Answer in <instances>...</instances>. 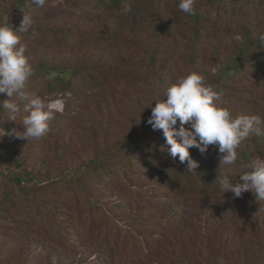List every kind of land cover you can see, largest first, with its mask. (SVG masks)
Wrapping results in <instances>:
<instances>
[{
	"label": "trees",
	"instance_id": "trees-1",
	"mask_svg": "<svg viewBox=\"0 0 264 264\" xmlns=\"http://www.w3.org/2000/svg\"><path fill=\"white\" fill-rule=\"evenodd\" d=\"M57 1L67 5L73 3V0H46L44 6ZM142 2L94 0L85 3L87 10L81 16L86 15L84 20L88 23L97 14H108V30L104 33L88 32V28L81 30L79 25L83 18L78 17L71 26L32 25L28 32H18L17 35L21 37V44L29 49L73 53L114 41L126 22L143 24ZM16 4L10 16L20 24L25 14L35 20L44 8L37 7L32 0H16ZM128 5L132 10L125 13L124 8ZM185 19L191 22L198 37L202 31L199 17L195 13L188 15L180 11L178 22ZM20 24L8 26L16 31ZM261 35H256L252 27H245L242 40L234 48L231 58L215 65L217 72L204 78V84L219 94L216 103L227 108L233 117L259 115L264 119V41L260 39ZM198 52L194 51L192 57L199 58ZM121 82L124 89L133 87L136 82L133 72L123 71L109 59L99 57L96 51H90L79 63L40 61L26 83V91L41 97L66 96L65 110L70 114L77 103ZM158 100L163 98L156 97L141 109L139 125L115 140L96 159L70 175L61 171L58 176H51L46 185L36 189L35 195L39 197L31 203L24 202L36 214V231L30 225L29 215L21 212L23 208L5 197L4 203L9 204L16 216L13 222H18V226L14 225L11 230L18 233L23 229V234H35L51 252H73L85 245L100 260L84 264H141L154 255L174 258V247L182 245V248L185 238L180 233L186 225L184 208L224 201L233 196L221 192L219 180L227 175L234 182L242 183L240 175L251 171L248 165L252 159L264 157V125L260 135L253 132L241 142L237 149L238 159L232 165L220 164V154L213 146H209L204 154L195 148L190 149V154L195 156L192 158L199 164L195 174L188 171L178 157L173 160L169 155L162 130L153 131L147 124L151 106L154 107ZM26 103H21L22 110ZM5 114L8 119L6 111ZM24 114L27 113L18 114L16 121L7 125L6 131H18L16 124L22 123ZM59 123L52 122L50 128L55 130ZM46 134L38 139L25 140L27 149L38 154L51 142V135ZM4 148V144H0V150ZM10 182L21 186L23 179L17 177ZM108 191L116 192L120 201L107 205L105 194ZM241 199L245 211L252 214L254 231L258 230L264 200L256 198L251 191L244 193ZM174 201L184 205L173 206ZM208 235L209 232H203L201 240L192 242L191 247L203 249ZM170 260L172 264L176 261L192 264L193 257L189 255L187 260L180 255V258ZM250 260L249 264H264V238L255 245Z\"/></svg>",
	"mask_w": 264,
	"mask_h": 264
},
{
	"label": "rangeland",
	"instance_id": "rangeland-1",
	"mask_svg": "<svg viewBox=\"0 0 264 264\" xmlns=\"http://www.w3.org/2000/svg\"><path fill=\"white\" fill-rule=\"evenodd\" d=\"M93 1L73 0L69 5L54 2L42 8L32 25L71 26L81 17V30L88 28V32L104 33L108 30V14H97L90 23L84 20L86 15L81 16L87 10L85 3ZM179 2L143 0L144 23H124L115 42L107 41L66 54L29 49L24 45V54L33 69L42 60L79 63L87 52L96 51L99 57L109 59L123 71L131 70L136 82L125 89L123 82L107 86L95 97L73 106L70 114H66L64 106L63 113H56L49 121L46 135H51V142L38 154L27 149L25 140L8 134L6 128L11 121L5 118V110L0 107V130L3 128L6 133L0 136V144L5 147L0 150V264H84L100 260L85 245L73 252H51L35 234H23V229L14 233L11 229L18 222H13L15 213L4 203V198L23 208L21 212L29 215L30 225L36 231V214L24 202L31 203L39 197L35 195L39 186L46 185L51 176L56 177L61 171L70 175L96 159L115 140L139 125V113L149 102L156 97L166 99L167 88L178 79L192 72L203 78L211 77L215 65L231 58L240 43L234 37H243L245 27L255 29L256 35L264 33V0H195L193 9L202 30L198 37L191 22L187 19L178 22ZM16 5V0H0V24H20L10 16ZM196 50L199 58L192 57ZM58 97L65 104L68 102L62 95L45 98ZM6 99H9L6 94H0V102ZM23 110L20 103L19 114L25 113ZM55 121L60 123L53 130L50 125ZM16 125L21 131L22 123ZM17 177L23 179L21 186L10 182ZM118 196L108 191L107 205L119 202ZM241 198L229 196L224 201L184 208L186 225L180 232L185 236L183 247H174V258L154 255L141 264H172L170 259L180 255L187 260L191 255L192 264H249L255 245L264 238V211L261 227L254 231L252 214L245 211ZM172 203L178 207L184 205L178 201ZM203 232H209L203 249H194L192 242L201 240Z\"/></svg>",
	"mask_w": 264,
	"mask_h": 264
},
{
	"label": "clouds",
	"instance_id": "clouds-1",
	"mask_svg": "<svg viewBox=\"0 0 264 264\" xmlns=\"http://www.w3.org/2000/svg\"><path fill=\"white\" fill-rule=\"evenodd\" d=\"M195 0H180L179 10L183 13L194 14ZM37 7H44L46 0H32ZM131 6L124 8L125 13L131 12ZM33 20L25 14L20 27L13 31L8 24H0V94H6L9 99L0 102L8 113L9 121H16L20 113V103L27 101L24 111L27 115L22 118V130L8 133L17 139H38L49 129V121L56 113H63L65 102L62 98L49 99L26 91V83L33 75V68L25 56V46L21 44L18 32H28ZM35 37V31L32 32ZM235 40L242 37L236 35ZM264 41V35L260 36ZM19 45V47H17ZM213 74L217 72L212 69ZM70 95V93H65ZM15 97L13 101L11 98ZM163 100L151 106V115L147 120L153 131L162 130L169 155L186 169L196 174L199 167L190 154L195 148L201 154L213 146L220 154V164L232 165L238 159L237 149L241 142L253 132L261 134L264 119L259 115L233 117L227 108L219 106L216 101L219 94L210 86L204 84V78L192 72L178 79L167 88ZM187 125V127H186ZM5 135L3 128L0 130ZM248 167L251 171L240 175V182H234L229 176L220 178L222 193H231L240 198L246 192H253L256 198L264 200V157H255Z\"/></svg>",
	"mask_w": 264,
	"mask_h": 264
}]
</instances>
